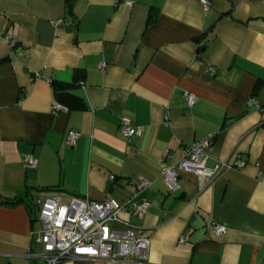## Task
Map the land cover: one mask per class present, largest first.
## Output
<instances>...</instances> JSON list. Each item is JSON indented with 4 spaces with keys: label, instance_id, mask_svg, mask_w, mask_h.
I'll return each mask as SVG.
<instances>
[{
    "label": "crops",
    "instance_id": "1",
    "mask_svg": "<svg viewBox=\"0 0 264 264\" xmlns=\"http://www.w3.org/2000/svg\"><path fill=\"white\" fill-rule=\"evenodd\" d=\"M73 11L66 0H0V198L23 199L0 202V264H44L34 254L46 192L152 202L141 217L122 214L150 237L147 257L92 264H263L264 0H211L208 11L200 0H75ZM80 68L74 92L88 107L54 112L52 80ZM124 116L143 133L123 137ZM70 129L82 133L75 146ZM213 132L208 164L244 166L211 183L181 170L170 191L164 165ZM141 174L153 183L139 191Z\"/></svg>",
    "mask_w": 264,
    "mask_h": 264
},
{
    "label": "built area",
    "instance_id": "2",
    "mask_svg": "<svg viewBox=\"0 0 264 264\" xmlns=\"http://www.w3.org/2000/svg\"><path fill=\"white\" fill-rule=\"evenodd\" d=\"M204 9L211 8V0H200ZM131 4V1H127ZM71 24V20H58L56 24ZM5 39L14 46L16 44L12 34H6ZM107 66V61L99 63L101 69ZM212 73L216 72L214 66L210 67ZM184 98L188 105L193 106L198 96L191 91H184ZM251 102H256L252 99ZM68 107L57 100L54 102L53 111H67ZM169 119V115L166 116ZM169 123V122H168ZM144 131V125L135 124L129 117H122L120 132L123 137L133 139ZM77 129H70L67 134V144L75 146L81 136ZM216 133H210L206 137L183 147V158L177 164H165L162 176L170 191L180 188V171L196 173L201 179L205 178L209 183L213 182L227 168L244 166L246 161L237 156L234 163L227 160L218 161L214 165L208 164L206 148L211 145ZM26 166H36L37 157L28 154L24 158ZM115 179V175H111ZM153 180L141 174L136 180L137 189L151 186ZM41 207L39 218L42 228L35 234V239L42 245L41 253L34 254L44 260V264H86L103 259H145L148 255L151 239L142 233L140 227L132 220L122 217L127 213L131 217H141L146 214L152 202L149 199L137 200L130 197L120 203L114 198L104 201L94 200L88 197L74 195L65 200L63 195L57 192H46L40 197ZM211 230L216 234H223L226 230L221 224H213ZM182 240H185L183 237ZM264 264V262H263Z\"/></svg>",
    "mask_w": 264,
    "mask_h": 264
},
{
    "label": "trees",
    "instance_id": "3",
    "mask_svg": "<svg viewBox=\"0 0 264 264\" xmlns=\"http://www.w3.org/2000/svg\"><path fill=\"white\" fill-rule=\"evenodd\" d=\"M75 0H66V5L69 12L74 13ZM155 10L152 8L148 15V23H154L156 19ZM201 49V48H200ZM83 69H76L72 81H62L58 79L52 80V88L55 98L58 102L65 104L70 110H84L88 107L86 100L74 92L79 86L80 81L84 77ZM22 198H0V202L8 205H15L22 201Z\"/></svg>",
    "mask_w": 264,
    "mask_h": 264
}]
</instances>
